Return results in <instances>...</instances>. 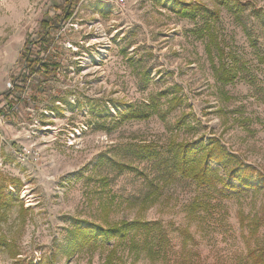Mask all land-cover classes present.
Returning a JSON list of instances; mask_svg holds the SVG:
<instances>
[{
	"label": "rangeland",
	"instance_id": "374dc122",
	"mask_svg": "<svg viewBox=\"0 0 264 264\" xmlns=\"http://www.w3.org/2000/svg\"><path fill=\"white\" fill-rule=\"evenodd\" d=\"M239 1L0 0V264H106L112 251L127 264H257L264 0ZM206 27L240 71L233 84L215 77ZM199 139L253 166L259 187L180 176L173 146ZM134 220L161 226L150 239L167 237L164 256L136 260L129 240L68 247L75 221Z\"/></svg>",
	"mask_w": 264,
	"mask_h": 264
},
{
	"label": "trees",
	"instance_id": "16d2710c",
	"mask_svg": "<svg viewBox=\"0 0 264 264\" xmlns=\"http://www.w3.org/2000/svg\"><path fill=\"white\" fill-rule=\"evenodd\" d=\"M239 8L241 12L245 6L239 0H229ZM77 0L76 5H78ZM183 15L187 16L188 11L185 8L180 9ZM69 14L68 17H70ZM44 27H49V24L44 22ZM209 42L206 46V53L209 58L213 57L212 44L217 46L219 56V67H214L215 77L222 84H233L238 79L240 71L233 67L227 66L225 58L226 52L220 46L219 37L216 33H212L211 28L206 27L203 30L202 38ZM221 41V40H220ZM215 63L213 61L212 66ZM180 102L176 101L172 104L168 111H172ZM175 150L177 173L184 177L194 180L200 187L213 186L220 183L227 191L242 192L244 189H256L260 185L262 175L250 165L241 161L238 156L228 151L219 140H210L209 144L204 139H199L195 142H182L173 146ZM213 165H217L224 171V175L220 176L213 170ZM73 229L69 232V249L73 252L81 251L87 245L103 240H129V253H134L137 258H140L142 251L149 253L150 257L165 255V246L167 237L160 235L158 240L150 239L153 232L161 229L158 223H152L143 220H134L132 222H122L113 226H101L92 224L87 221H75ZM138 239L139 236H143ZM158 248L157 251L155 249ZM112 251L106 259V264H127L117 262L113 258ZM250 256L257 264H264V251L257 253L251 252ZM120 261V260H119ZM135 262L131 263L134 264Z\"/></svg>",
	"mask_w": 264,
	"mask_h": 264
},
{
	"label": "built area",
	"instance_id": "2783aa9c",
	"mask_svg": "<svg viewBox=\"0 0 264 264\" xmlns=\"http://www.w3.org/2000/svg\"><path fill=\"white\" fill-rule=\"evenodd\" d=\"M103 1L114 6L115 9H117V10H124L126 8V5H127L126 0H103ZM86 2H87V0H80L77 7L74 10H80L83 7V4ZM30 153H31V151L29 150V148H27V147L22 148L21 153H20L21 158L26 159L28 157V155H30Z\"/></svg>",
	"mask_w": 264,
	"mask_h": 264
},
{
	"label": "crops",
	"instance_id": "0c3cea01",
	"mask_svg": "<svg viewBox=\"0 0 264 264\" xmlns=\"http://www.w3.org/2000/svg\"><path fill=\"white\" fill-rule=\"evenodd\" d=\"M80 10H82V8Z\"/></svg>",
	"mask_w": 264,
	"mask_h": 264
}]
</instances>
